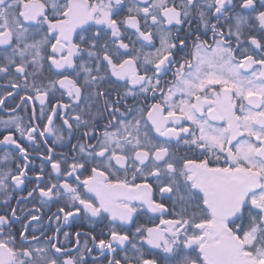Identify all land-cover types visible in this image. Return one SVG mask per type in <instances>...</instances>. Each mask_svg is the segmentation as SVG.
Wrapping results in <instances>:
<instances>
[{
	"label": "snow or ice",
	"instance_id": "1",
	"mask_svg": "<svg viewBox=\"0 0 264 264\" xmlns=\"http://www.w3.org/2000/svg\"><path fill=\"white\" fill-rule=\"evenodd\" d=\"M0 264H264V0H0Z\"/></svg>",
	"mask_w": 264,
	"mask_h": 264
},
{
	"label": "flooded vegetation",
	"instance_id": "2",
	"mask_svg": "<svg viewBox=\"0 0 264 264\" xmlns=\"http://www.w3.org/2000/svg\"><path fill=\"white\" fill-rule=\"evenodd\" d=\"M12 204H13V206H16L15 201H13ZM16 227H19V224H17Z\"/></svg>",
	"mask_w": 264,
	"mask_h": 264
}]
</instances>
